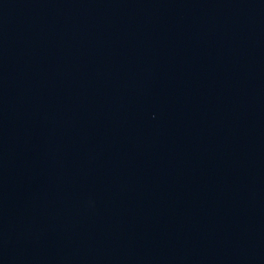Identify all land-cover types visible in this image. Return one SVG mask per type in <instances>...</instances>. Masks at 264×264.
Returning <instances> with one entry per match:
<instances>
[{"label":"water","instance_id":"water-1","mask_svg":"<svg viewBox=\"0 0 264 264\" xmlns=\"http://www.w3.org/2000/svg\"><path fill=\"white\" fill-rule=\"evenodd\" d=\"M0 264H264V0H0Z\"/></svg>","mask_w":264,"mask_h":264}]
</instances>
